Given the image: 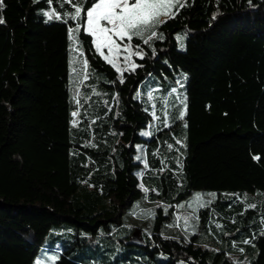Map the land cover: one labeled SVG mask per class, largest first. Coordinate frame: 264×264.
<instances>
[{
	"label": "trees",
	"instance_id": "obj_1",
	"mask_svg": "<svg viewBox=\"0 0 264 264\" xmlns=\"http://www.w3.org/2000/svg\"><path fill=\"white\" fill-rule=\"evenodd\" d=\"M92 2L0 0V264L42 248L57 254L45 264H93L77 250L94 237L118 264H264V0H184L154 29L162 40L135 38L142 66L120 74L90 36L68 38ZM177 79L172 116L160 99ZM195 191L215 195L184 234L176 213Z\"/></svg>",
	"mask_w": 264,
	"mask_h": 264
},
{
	"label": "snow or ice",
	"instance_id": "obj_2",
	"mask_svg": "<svg viewBox=\"0 0 264 264\" xmlns=\"http://www.w3.org/2000/svg\"><path fill=\"white\" fill-rule=\"evenodd\" d=\"M51 2L52 0H49V3ZM185 6L184 0H93L91 5L86 8V20L83 26L77 23L75 27L69 28L68 38L75 45L78 34L82 31L92 38L91 43L96 52L118 73L122 71L134 72L137 67L142 65L135 64L132 56L135 55L143 59L144 53L139 50L133 51V48L139 49V45H131L132 39L134 37L143 39L145 33L150 32L148 40H144V43H148L153 38L162 40L164 38L163 34H158L154 29L165 23L167 19L174 18L179 9ZM81 11L80 6H75L74 13L67 19L79 20ZM43 14L49 20L61 19V16L55 14L54 11H45ZM215 18L216 14L213 15V19ZM0 23H3V20H0ZM179 39L182 41L183 38L180 37ZM125 40L128 43H123ZM180 47H184L182 42ZM121 52L127 53L123 56L122 62L120 61ZM153 55H155V49H153ZM83 65L84 68H87L88 62L83 61ZM73 71L76 70L73 69ZM85 78L87 77L85 76ZM120 82H124L122 75ZM172 91L176 92V89L174 88ZM148 95L151 97V92ZM186 108L185 103L184 110L179 113L180 119H183L186 115ZM76 115L77 112L74 111L72 116L75 117ZM75 123V120H73V124ZM144 134L148 135L149 133ZM177 143H180V141H177ZM253 159L259 160L260 157L254 156ZM209 195L214 196L215 194ZM197 198H199V194ZM249 207H254V205H249ZM244 243L247 244L250 241L245 240ZM241 251L243 250L241 249ZM56 259V256L48 258L49 261H55ZM36 264H43V262L37 260Z\"/></svg>",
	"mask_w": 264,
	"mask_h": 264
},
{
	"label": "rangeland",
	"instance_id": "obj_3",
	"mask_svg": "<svg viewBox=\"0 0 264 264\" xmlns=\"http://www.w3.org/2000/svg\"><path fill=\"white\" fill-rule=\"evenodd\" d=\"M149 33L150 32L145 33L143 39L147 38ZM176 37L179 39L180 37H182V35L177 33ZM183 37H185L184 34H183ZM134 42H138V40H135V37L132 39L131 45L133 46L138 45L137 43H134ZM181 42L183 43V45L185 44L183 40L181 41L179 39L178 47L180 49H182L180 47ZM123 43H128V41L125 40ZM137 50L139 49L133 48V51H137ZM104 51L106 52V50ZM124 55H127V53L121 52L120 54L121 62H122ZM137 57L138 56L133 55L132 60L134 61L135 58ZM152 78H156V77L152 76ZM160 82L161 81H159L158 86L161 85ZM179 82L180 81L178 79L175 82H173L172 88L160 99L164 106V109L167 110V114L169 115L172 114V116L176 114V111H177L176 104L181 102L182 97L184 95V92H183L184 83L180 82L181 83L180 84ZM149 86H150V82H147L144 85V88L149 89ZM174 88L176 89V92L172 91V89ZM195 192H193L188 198L181 201L180 208L177 210V213H176L177 223L179 222L178 223L179 229L184 234L192 231L193 224L195 223L196 218H197L198 207L201 206V204L202 206H204L207 203V201L210 199L209 193H205V192L195 193ZM198 194H199V198H197ZM140 212H142V214L139 216V220H138L139 226H141V228H146L147 224L149 223L151 219V216H150L151 213L148 208H146L145 210L143 209ZM169 230H172L171 226H169ZM202 234L204 236V240H205L204 245L206 247L220 248V246L216 243V236L213 234V232H210V231L206 232L203 229ZM139 242L140 244H143L144 240L140 237ZM45 244L49 245L47 241ZM91 245L92 246L88 244V245L79 247L77 250V254L84 257V259L86 258L85 260L91 261L93 264H101L102 262L106 263V261H108V264H118V263H122L124 260L123 255L121 254V250H118L116 248L114 249V247L111 246L113 244L112 242H110V238L101 240V237H94ZM105 248L107 249L106 253L104 252ZM126 248L128 249V247ZM130 255L134 257H138L139 260H141V262L142 261H146L149 263L152 262V257H150L148 253L145 252V249L143 248L135 247L134 251H131ZM45 256H49V257L56 256L57 257V254L55 252H52V250H47V249L42 248L40 249L34 264H36L37 260L45 259ZM132 262L136 263V261H132Z\"/></svg>",
	"mask_w": 264,
	"mask_h": 264
},
{
	"label": "crops",
	"instance_id": "obj_4",
	"mask_svg": "<svg viewBox=\"0 0 264 264\" xmlns=\"http://www.w3.org/2000/svg\"><path fill=\"white\" fill-rule=\"evenodd\" d=\"M143 148H144V147L141 148V152L143 151Z\"/></svg>",
	"mask_w": 264,
	"mask_h": 264
}]
</instances>
